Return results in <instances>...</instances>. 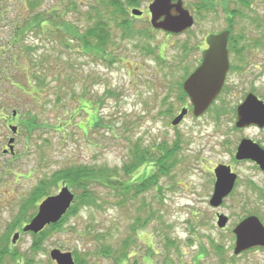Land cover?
Segmentation results:
<instances>
[{
    "label": "rangeland",
    "instance_id": "374dc122",
    "mask_svg": "<svg viewBox=\"0 0 264 264\" xmlns=\"http://www.w3.org/2000/svg\"><path fill=\"white\" fill-rule=\"evenodd\" d=\"M111 1L43 0L35 9L46 16L58 12L63 16L60 20L71 22L80 34L102 18L110 35L103 52L86 49L72 34L65 37L71 38L68 46L51 23L27 31L24 42L11 45L13 53L9 48L3 56L8 59L5 70L13 81L24 84L12 54L20 66L28 67L26 44L34 45L39 69H46L47 86H41L39 94L31 89L23 94L8 81L2 84L6 89L0 91V102L10 105L0 111V238L11 230L12 243L13 234L38 210V206L27 207L29 217L19 223L23 199L56 171L76 165H90L96 171L109 169L115 179L130 184L131 191L122 197L98 179L91 187L99 204H76L40 245H34L31 232H22L11 247L12 253L0 264H57L50 255L53 249L77 250L89 264H121L113 250L133 233L132 224L138 216L147 222L136 229L135 242L129 247L131 256L122 264L135 259L140 264H264V248L234 253L233 232L248 215H257L264 222L261 170L252 162L239 165L242 180L236 190L218 207L209 202L214 187L211 163L231 162V150L241 135L234 131L233 118L218 112L233 104L234 95L239 102L244 92L252 91L264 101V0H248V7L239 0H206L213 1L214 11L201 8L202 0H183L195 22L181 33L152 26L148 6L153 0H118L126 16L116 13ZM27 2L7 0V19L0 22V52L1 44L14 32L13 24L23 18ZM133 8L143 14L132 15ZM238 8L243 16L232 17L230 10ZM230 27L234 39L229 47L256 48L247 55H232V71L221 103L200 116L191 110L179 124L172 125L181 108L191 106L181 94L183 82L198 63L199 48L206 45L207 34ZM46 28L51 29L41 32ZM14 109L16 116L12 115ZM24 110L35 112L43 121L34 132L20 127ZM62 120H67L66 125L56 127ZM9 124L18 126L16 134ZM244 132L264 142V130ZM12 136L16 138L15 153H4ZM135 144L153 152L152 159L126 172L123 167L130 162ZM170 149L173 154L166 165L171 168L164 172L159 169V157ZM153 175L150 187L141 191L139 185ZM56 185L50 187V194L58 193L64 185L76 196L83 192L63 178ZM218 213L229 218L225 228L217 225Z\"/></svg>",
    "mask_w": 264,
    "mask_h": 264
},
{
    "label": "water",
    "instance_id": "95a60500",
    "mask_svg": "<svg viewBox=\"0 0 264 264\" xmlns=\"http://www.w3.org/2000/svg\"><path fill=\"white\" fill-rule=\"evenodd\" d=\"M151 14V24L156 29L166 32L181 33L194 24V16L184 5L183 0H153L148 6ZM132 15L141 16L143 10L133 8ZM230 29L218 33H209L206 37L208 49L204 51L201 64L185 79L183 88L190 97L195 116L202 115L211 105L221 91L230 62L228 56V42ZM188 113V107H183L179 114L172 120V125L179 124ZM17 112L14 110L13 115ZM251 124L264 126V101L253 93L247 95L238 106L239 127ZM14 134L18 126L10 125ZM15 136L8 141V149L4 153H15ZM238 159L251 158L264 169V149L250 139L242 140L238 147ZM236 174L232 173L229 166L220 165L216 168V181L210 204L220 206L224 199L232 192ZM75 193L69 186L64 185L56 194L45 197L38 206L36 214L22 228L23 232L38 233L47 225L59 221L71 207ZM229 222L227 215L219 213L217 225L225 228ZM235 234L234 253L239 255L255 247H264V222L257 215H248L243 218L233 229ZM20 231L13 234L11 241L16 243L20 238ZM51 258L57 264H76L71 251L53 249ZM1 256V255H0Z\"/></svg>",
    "mask_w": 264,
    "mask_h": 264
},
{
    "label": "trees",
    "instance_id": "16d2710c",
    "mask_svg": "<svg viewBox=\"0 0 264 264\" xmlns=\"http://www.w3.org/2000/svg\"><path fill=\"white\" fill-rule=\"evenodd\" d=\"M27 10L26 12L22 13L23 18H19L16 20V22L13 24L14 32L11 34L9 39H6V42H3L1 44V52H0V91H3L5 93L4 85L6 81L10 82L12 86H14V89H16L19 92H22L23 94H27L25 90L29 92L31 89L33 93L39 94V90L42 87L47 86V80L44 73H46V69L44 71H41L39 69L40 66V57L37 55V49L34 45L26 44V49H28L27 54L30 56L29 61L31 62V65L28 67L20 66L19 62L17 63V57L14 56L15 54H12V61L14 62L15 68L19 69L20 74L25 78V83L21 84L19 81H13L14 79L11 77V75L5 70V67H9L8 65V59L3 58L5 52L11 47V45L17 46V44H22L24 42V34L27 31H33L37 30V28H41L42 25H49L51 23H55L56 33L59 36H62L63 38L67 37L68 34H72V39L79 40L83 47H85L88 50L94 51L95 53L103 52L105 48L108 45L109 41V32H108V26L107 22L105 20H102L100 18L95 22L94 25L89 26L87 28L86 33L80 34L79 30H75L72 26V23L69 21H61L63 20V16L59 15L58 12H53L49 16H46L45 13L42 11H35V9L41 4L43 0H27ZM206 0H202L201 4L199 6L203 9L209 8L208 10H216V8H213V1L205 3ZM241 2L242 6H249L248 0H239ZM130 3H137L138 0H129ZM112 6L116 8V13H120L124 16L127 15L123 12L122 8L120 9V5H118V0L111 1ZM7 5V0H0V22L7 19L6 14L7 10L5 9ZM124 9V8H123ZM241 9H232L228 10L229 14L232 17L243 16ZM62 18V19H61ZM61 19V20H60ZM261 20V19H260ZM259 20V21H260ZM263 21V20H262ZM124 21H122L123 24ZM261 23V22H259ZM51 29V28H50ZM49 28H46L45 30L41 29V32H47L50 30ZM69 39V38H67ZM65 38V42L68 46L69 40ZM234 36L231 33L229 45H232ZM11 52L13 53L12 48ZM87 51V50H86ZM7 53V52H6ZM39 86V87H38ZM181 86V83L180 85ZM30 94V93H28ZM181 94L184 96H187V93L185 90L182 89ZM35 102H39V99H36ZM10 105L9 102L3 103L0 102V111L2 109H5L4 106ZM6 110V109H5ZM16 112L17 110L14 109ZM13 110V111H14ZM68 112V111H67ZM18 113V112H17ZM25 115L22 116L20 120V127L24 129L25 131L34 132L39 126L42 124L43 121H39V118L37 114L31 110H24ZM13 115V112H12ZM46 123V121H44ZM67 123V120H62L58 123H56V127H64ZM49 124V123H48ZM152 153L149 149L143 148L139 146L138 144L133 145L131 150V159L130 162L126 163L123 167V169L126 172H132L133 170L139 168L143 163H145L147 160L152 159ZM173 154V150H169V152H166V154L162 157H159V169L162 168L164 172H168L169 167L166 165L167 158ZM171 168V167H170ZM160 169V170H162ZM170 171V170H169ZM111 177V178H110ZM63 178L64 180L68 181L73 187H77L79 189H82L83 192L76 196L74 203L71 205V207L68 209L66 214L56 223H51L47 225L43 230H41L38 233L31 232L35 238L34 245H40L41 241L43 240L44 236L47 234V232L50 229H54L56 227H59L63 221L68 217V215L73 212L75 205L82 203L81 205H91V204H99L97 199L98 195L96 192L92 189L91 185L98 181H101L103 184L107 185L109 184L115 191L118 192L122 197L123 195H127L131 191V185L123 183L120 179H115L112 174L110 173V170L107 169H99L96 171V169L90 165H76V166H70L64 170L56 171L53 173L52 178H45L44 180H41L38 185L35 186L33 192L25 199V202L22 203L20 210H22L21 217L18 219V222L20 223L22 220L27 221V217H29V214L26 213V208L29 206L37 208L38 201L43 199L44 197L50 195V187L52 185L57 184L59 182V179ZM154 175L147 177L142 184L139 185L140 189L146 190L150 187L152 181H153ZM112 182L117 183L115 186ZM121 183V186L119 187V184ZM56 185V186H57ZM78 199V200H77ZM77 209V207H76ZM32 217V216H31ZM30 217V218H31ZM147 222V219H143L142 217H137L134 224H132L133 227V233L126 237L123 243L120 244V246L117 249H114L113 252L117 254V261L118 263H121L126 259L128 260L130 258L131 249L130 243L135 242V236H136V229L140 228L144 225V223ZM11 235L10 232H6L0 239H1V248H0V262H2L7 254L12 253L11 247L14 245L12 243H9V237ZM221 249V252L223 251V247L221 245L219 246ZM105 248V247H104ZM107 253H110V250H107ZM73 254L75 257L76 264H89L86 261H84L81 258V255L78 253L77 250H73ZM224 262V259H222V263ZM28 263V262H27ZM129 264H140L137 259L130 262Z\"/></svg>",
    "mask_w": 264,
    "mask_h": 264
},
{
    "label": "flooded vegetation",
    "instance_id": "af4514ba",
    "mask_svg": "<svg viewBox=\"0 0 264 264\" xmlns=\"http://www.w3.org/2000/svg\"><path fill=\"white\" fill-rule=\"evenodd\" d=\"M254 21H258L259 20H254ZM262 21V19H261ZM257 26L259 27V23L257 24ZM231 29V32L233 30L232 27H230ZM208 35V34H207ZM243 37V35H241ZM207 37V36H206ZM205 44L204 46H201L199 48V52H200V57L198 58V63L196 64V66L193 68L191 67L190 68V71L187 75V77L196 69V67H198L201 62H202V57H203V53L204 51H206L208 49V43L206 41V38H205ZM254 48L256 47H250L248 45V47H240V49H236V48H231V47H228V56H229V62H230V66H229V69L226 73V78H225V82H224V85L221 89V91L219 92V94L217 95V97L213 100V102L211 103V105L206 109V111L203 113V114H206L207 112L210 111L211 107L215 104V103H218V102H222V96L223 94L225 93L226 89H227V80L229 78V75L232 71V66L233 64L231 63V60H232V55H236L237 53H240V54H249L251 53V51L253 52ZM186 77V78H187ZM185 78V79H186ZM250 93H253L254 95H256L257 97H259V95L255 94L254 92H244L242 95L240 94L239 96H241L239 102H237V99H239V97L237 95H234L236 97V100L233 101V104L230 105V107L228 109L225 108V110H220L218 112L219 115L221 116H229V117H232L233 120H234V125H235V128H234V131L235 132H240L241 135H239V137L237 138V142L235 144V147L231 150V154H232V160L231 162H214V163H211V168L209 169L210 171V175H211V178L213 179L214 181V187H215V181H216V168L220 165H225V166H229L230 167V170L232 173H235L236 174V182H235V185H234V188L232 190V192L230 193V195L236 190L237 186H238V183L242 180V174H241V171L238 169V166L239 165H242L244 163H247V162H252L254 164V166L258 169L261 170V172L263 173L264 175V169L253 159L251 158H245V159H238L236 157V153H237V150H238V147L239 145L241 144L242 140L244 139H250L252 141H254L255 143H258L263 149H264V142L262 140H259L258 138H255V137H252L250 136L249 134L245 133L244 131L246 130H250L251 128H255L257 130H264V126H259L257 124H251V125H247V126H244V127H239L237 125V121H238V106L245 100V98L247 97L248 94ZM232 96V97H234ZM187 99H189L190 103H191V100H190V97L189 95L187 94L186 96ZM260 98V97H259ZM261 99V98H260ZM225 102V101H224ZM185 107V106H184ZM186 107H188V113L192 110L193 111V105L191 103V106H188V104L186 105ZM183 108V107H182ZM181 108V109H182ZM187 113V114H188ZM194 114V113H193ZM202 114V115H203ZM10 125V124H9ZM214 187H213V192H214ZM212 192V193H213ZM219 214V213H218ZM217 214V215H218ZM21 236V234H20ZM256 248H262V247H255L253 249H256ZM264 248V247H263ZM253 249H250V250H253Z\"/></svg>",
    "mask_w": 264,
    "mask_h": 264
}]
</instances>
